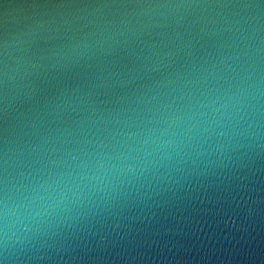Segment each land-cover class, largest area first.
Here are the masks:
<instances>
[{"label": "water", "instance_id": "95a60500", "mask_svg": "<svg viewBox=\"0 0 264 264\" xmlns=\"http://www.w3.org/2000/svg\"><path fill=\"white\" fill-rule=\"evenodd\" d=\"M250 58L264 70V0H0V171L6 147L223 81ZM0 260L264 264V138L133 180Z\"/></svg>", "mask_w": 264, "mask_h": 264}, {"label": "clouds", "instance_id": "9594fccd", "mask_svg": "<svg viewBox=\"0 0 264 264\" xmlns=\"http://www.w3.org/2000/svg\"><path fill=\"white\" fill-rule=\"evenodd\" d=\"M261 138L264 70L250 58L223 81L184 82L130 113L49 131L14 153L6 147L0 251L14 255L74 208L133 180Z\"/></svg>", "mask_w": 264, "mask_h": 264}]
</instances>
